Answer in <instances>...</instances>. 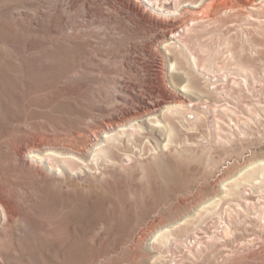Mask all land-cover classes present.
Listing matches in <instances>:
<instances>
[{"label":"rangeland","instance_id":"1","mask_svg":"<svg viewBox=\"0 0 264 264\" xmlns=\"http://www.w3.org/2000/svg\"><path fill=\"white\" fill-rule=\"evenodd\" d=\"M99 1L85 12L61 0H0V264H264V177L244 171L264 159V0H213L206 17L181 30L204 75L162 42L170 30L114 24L106 12H117ZM178 2L191 9L197 0ZM163 3L178 9L176 0ZM69 13L77 22L89 14L72 40L59 34ZM175 61L176 76L161 75L156 93L152 65ZM115 77L153 105L156 96L199 102L201 94L206 118L192 130L176 123L169 145L153 123L129 127L110 156L96 157L93 130L121 110ZM180 83L192 94L182 98ZM213 87L230 98L219 100Z\"/></svg>","mask_w":264,"mask_h":264},{"label":"bare ground","instance_id":"2","mask_svg":"<svg viewBox=\"0 0 264 264\" xmlns=\"http://www.w3.org/2000/svg\"><path fill=\"white\" fill-rule=\"evenodd\" d=\"M61 1L63 2V5L60 6V8L63 7L65 8V10L73 9L74 5H76L77 3H82L86 9L85 12H91L92 3H94V0L92 1L61 0ZM107 1L109 2L104 3L102 2V0H100L99 2L110 6L111 10H114L117 12L118 15H114V16L110 12H106L107 17L112 18L114 20L113 21L114 24H116V22L121 23V24L133 23L132 26L137 27L138 25H141L143 23H149L150 25H153V23H159L158 26H160V28L165 29V30H170L171 32L170 37H168L165 33H161L162 35L161 38L163 39L162 42L165 43L167 46L170 45V48L174 49L175 51L179 53L180 56L184 57L192 69H194L196 72H200L199 74L204 75L203 74L204 68L200 67L201 58L197 55V53L193 50V48L190 45H188L185 39V35L183 36V34L181 33L182 32L181 30L185 29V31L187 30L189 32L191 29L190 22H197V21H200L203 17H206L204 15L207 14L209 10L208 4H210L213 0H197V2L195 3L191 2V6H192L191 9L182 8L181 3H179L178 0H176L177 1L176 6H178V9L176 10V12L171 11L172 8L168 5H165L164 3L158 5V3L159 2L161 3L162 0H148V2H146L145 0V3L143 2V4L140 2V0H107ZM164 1L167 2L170 0H164ZM252 2L253 4H258L255 0H253ZM69 4H71L72 7L69 6ZM149 7H152V8H149ZM155 8H157V10H159L160 12L159 13L155 12ZM226 8L233 9V6L232 4L231 6L228 4ZM255 10H258V9H255ZM53 12L54 13L60 12L59 7H56L53 10ZM170 14H174L175 16L173 20ZM248 15L253 16L251 13H248ZM167 17H170L171 19ZM87 18H89V14H84L83 15L84 20L77 22L76 18L71 13H69L67 16H63L62 21H61L62 23L61 25L63 28L61 29V32H59V34L63 35L64 38H67V39L71 38V40L73 38H77L79 30H81L84 27V25H86ZM165 22H169L171 24H165ZM55 31L56 30H54V32ZM172 39H176L177 43L172 42ZM94 63L97 64L98 69H103L105 68L108 61L104 59L103 57L97 56L94 59ZM180 65H181L180 62H177V61L172 62L171 69L169 68L170 66H168L166 70V66L162 62H160L159 65L153 64L151 68V72H150V78L152 79V82L156 84V87H154L153 90L156 92V90H159L161 88V82L165 83L167 81V79H165V81H162L160 79L161 75L167 78L168 77L167 71L175 75L178 72ZM212 68L208 69L207 71L213 74V71L215 70L212 71ZM219 72H221V68L219 69ZM243 72L246 73L247 71L243 70ZM216 74H213L215 78H216ZM95 76L97 77V75ZM222 76H226V75L224 74ZM77 78H78L77 75H73L71 77V79H77ZM120 78L118 77L114 78V80L116 81L118 85V89L116 88V91L113 92L112 94L114 95V101L117 104L116 106H119V107L121 106L120 112L113 116V121L109 122L107 125H105L102 128L96 127L92 133V135L94 136L93 141H97V143H93L92 141V144H93L92 147H94L93 152L96 153V157L101 153L104 156H110V154L113 153V148L116 147V144L118 143V142L116 143V141L122 135L126 134V131H128L129 127H134V130H133V133H134L138 131L139 127H141V123H146V122L153 123L154 130L163 133L166 136L165 141H167V145H169L171 144V142H173V138H174L175 130H176V123H179L180 126H183L184 123L185 125L193 124L195 126L196 123H199V124L203 123L204 119L206 118L204 111L201 109L202 108L201 102L203 100V97L201 94H199V97H198L199 102H196L190 96L189 102L183 101V102H176V103H167V101L161 102L158 96H156V100L158 103L156 105H153L147 102L146 93H139L140 92L139 91L138 92L139 94H137L134 91L136 87L135 84H133L132 82L126 81L123 78L122 79ZM217 81H219L218 78L213 82L216 83ZM179 86L180 87L178 88V90L181 92L182 98H185V96L188 93L192 94L191 92H193V89L189 83H180ZM59 89H62V91L69 90L66 87H61ZM212 89L215 90L214 92L217 96L216 98H218L219 100L220 98H222L223 100L224 96L229 97L230 95V93L227 92L226 90L225 91L219 90V87L210 88V90ZM198 93H202V92H198ZM216 102L218 101H215V103ZM229 106L225 108L226 110L229 111L228 112L229 114L227 115V117L229 118L231 123L238 125V123L235 122V119L233 117H236L238 122L240 121V117L238 116L237 112ZM138 110L140 111V113L137 112ZM136 115H139V118H136L135 117ZM165 118L168 119V125H166L168 128L167 131L164 130L163 126H161V124L165 122L164 121ZM175 118L178 120L175 121ZM243 121L246 122L245 120ZM123 122H128V123H123ZM222 123H225V122H222ZM226 126L231 127L227 123H226ZM188 127H189L188 128L189 130H192L195 128V127L190 128L191 127L190 125ZM118 128H121V129L119 130ZM101 140L106 141L105 145H103L104 141H101ZM34 150H37V149H34ZM56 152L59 154L71 155L74 157V159L76 158V160L78 161L83 159L80 155L75 154L76 151H74L75 153L74 152L73 153L72 152L62 153L60 151H56ZM36 153L37 154L35 155L31 154L26 157L35 158V156L36 157L42 156L40 153L38 152ZM73 157H69V158L66 157L64 159L65 161L70 163L72 167H74V165H79L78 162H76L75 160H72ZM245 170H248L247 172L250 171L247 175L248 177H253L254 175H258L259 176L258 178L264 177V159H260V160H257L249 164L248 166L245 167L244 171ZM242 171L243 170L240 171L239 173L240 175ZM258 178L255 177L254 181H258L257 180ZM258 182H261V181H258ZM2 203H3V200H1V195H0V206L6 209V206L5 205L3 206ZM226 227L227 229H230L228 225H226ZM226 233L230 234V231L226 230Z\"/></svg>","mask_w":264,"mask_h":264}]
</instances>
